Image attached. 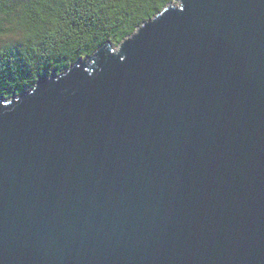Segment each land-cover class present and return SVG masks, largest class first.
Here are the masks:
<instances>
[{"label": "water", "instance_id": "95a60500", "mask_svg": "<svg viewBox=\"0 0 264 264\" xmlns=\"http://www.w3.org/2000/svg\"><path fill=\"white\" fill-rule=\"evenodd\" d=\"M0 95V264H264V0H173Z\"/></svg>", "mask_w": 264, "mask_h": 264}, {"label": "trees", "instance_id": "16d2710c", "mask_svg": "<svg viewBox=\"0 0 264 264\" xmlns=\"http://www.w3.org/2000/svg\"><path fill=\"white\" fill-rule=\"evenodd\" d=\"M173 0H0V95L62 74L104 45L115 47ZM15 35L3 39L8 34ZM8 37V36H7Z\"/></svg>", "mask_w": 264, "mask_h": 264}, {"label": "rangeland", "instance_id": "374dc122", "mask_svg": "<svg viewBox=\"0 0 264 264\" xmlns=\"http://www.w3.org/2000/svg\"><path fill=\"white\" fill-rule=\"evenodd\" d=\"M14 35H15L14 33H12V34L10 33V34L7 35L8 37L5 36V37H3V39H9V38H12ZM118 47H119V46H117L116 50H118ZM81 60H86V58H85V59L82 58ZM78 61H79V60H78ZM73 65H74V64H73Z\"/></svg>", "mask_w": 264, "mask_h": 264}]
</instances>
